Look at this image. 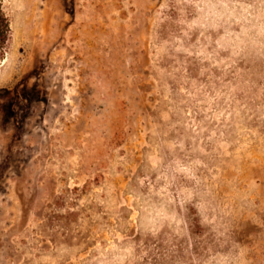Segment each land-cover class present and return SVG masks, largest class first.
Instances as JSON below:
<instances>
[{
  "label": "rangeland",
  "instance_id": "obj_1",
  "mask_svg": "<svg viewBox=\"0 0 264 264\" xmlns=\"http://www.w3.org/2000/svg\"><path fill=\"white\" fill-rule=\"evenodd\" d=\"M0 264H264V0H7Z\"/></svg>",
  "mask_w": 264,
  "mask_h": 264
},
{
  "label": "trees",
  "instance_id": "obj_2",
  "mask_svg": "<svg viewBox=\"0 0 264 264\" xmlns=\"http://www.w3.org/2000/svg\"><path fill=\"white\" fill-rule=\"evenodd\" d=\"M6 3L7 0H0V61L6 57L12 39L11 24Z\"/></svg>",
  "mask_w": 264,
  "mask_h": 264
}]
</instances>
